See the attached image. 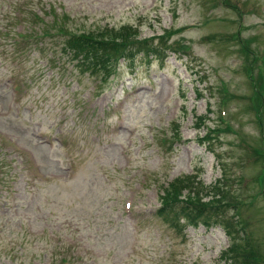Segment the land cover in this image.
Wrapping results in <instances>:
<instances>
[{
    "label": "rangeland",
    "instance_id": "obj_1",
    "mask_svg": "<svg viewBox=\"0 0 264 264\" xmlns=\"http://www.w3.org/2000/svg\"><path fill=\"white\" fill-rule=\"evenodd\" d=\"M171 4L170 0H0V264L202 262L201 256H207L202 238L209 237L214 226L200 227L197 238L189 226L172 234L162 222L150 223L149 212L159 206L168 181L192 175L207 185L223 176L230 189L228 202L234 198L231 190L243 201L262 192L264 179L259 185L256 174L264 150L254 111L261 86L253 87L249 73L237 68L247 61L255 75L264 74V0H178L177 12ZM55 15L66 17L69 31L132 24L156 40L173 26L172 20L175 26L206 19L209 23L172 38L191 46L196 59L192 63L187 55L181 59L180 53L179 63L170 64L167 56L144 68L138 60L134 74L125 67L120 90L102 83L94 104L86 105L93 78L78 73L61 53L62 36L46 34L37 43L24 45L13 42L24 27L19 20L25 31L45 34L43 27L52 26ZM146 42L142 47L155 45ZM159 63L166 66L161 69ZM189 65L194 68L187 69ZM181 77L185 85L178 87ZM15 80L25 84L22 98L10 88ZM143 83L147 88L135 94L131 87ZM222 84L234 94L228 107L219 106ZM129 91L132 95L120 102L126 127L111 143L92 141V135L102 137L107 123L119 124L104 108ZM209 107L216 126L222 111L231 121L221 138L210 142L200 136L204 127L196 129L197 117ZM262 118L264 138V113ZM177 130L183 141L167 147L162 138ZM18 149L21 153H16ZM132 190L136 200L129 215L123 204ZM262 199L241 212L250 222L254 245L261 248L260 261ZM225 211L232 216L231 210ZM241 227H235L232 236L238 250ZM213 261L211 257L205 264Z\"/></svg>",
    "mask_w": 264,
    "mask_h": 264
},
{
    "label": "trees",
    "instance_id": "obj_2",
    "mask_svg": "<svg viewBox=\"0 0 264 264\" xmlns=\"http://www.w3.org/2000/svg\"><path fill=\"white\" fill-rule=\"evenodd\" d=\"M243 264V263H242Z\"/></svg>",
    "mask_w": 264,
    "mask_h": 264
}]
</instances>
